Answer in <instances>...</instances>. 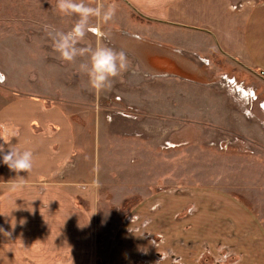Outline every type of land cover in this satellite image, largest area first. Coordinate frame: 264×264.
<instances>
[{
	"label": "rangeland",
	"instance_id": "rangeland-1",
	"mask_svg": "<svg viewBox=\"0 0 264 264\" xmlns=\"http://www.w3.org/2000/svg\"><path fill=\"white\" fill-rule=\"evenodd\" d=\"M85 3L114 5L116 14L107 23L92 18L91 26L99 32L89 31L85 42L77 47L105 46L122 51L118 46L120 32L110 30V26L118 28L126 19L141 18L124 0ZM242 4L232 7L237 9ZM77 19L60 14L56 0H0V70L19 88L76 94V119L83 131H90L94 137V189L125 185L133 192L148 187L150 200L164 190H171L169 195L188 193L190 198L199 190L197 198L189 201L198 214L193 218L191 207L180 209L174 231L182 229L180 218L188 216L189 227L199 222L204 233H212L217 221L221 222L218 225H228L237 215V224L244 211L258 226L259 216L264 225V81L218 48L189 53L187 61L178 59L174 55L185 54L180 47L188 40L199 47L206 42L198 34L174 26L166 33H159L160 29L157 34L138 32L146 40L131 44L132 55L126 54L128 70L114 78L111 88L96 91L79 68L88 57H77L75 62L62 60L48 34L69 31ZM81 156L79 152L77 158ZM76 165L78 174L89 170L84 158ZM163 198L145 208L144 204L135 207L125 201L114 210L120 213L119 220L127 222L122 233H134L130 246L142 251L154 248L151 260L152 253L145 258L141 252L142 257L130 259L132 264H163L165 254L171 258L161 219L152 225L153 213L161 210L157 202ZM231 249L218 250L222 256V261L218 257L219 264L239 261L240 255ZM209 253L200 259L204 264H215L208 259ZM172 264L183 263L173 257Z\"/></svg>",
	"mask_w": 264,
	"mask_h": 264
},
{
	"label": "crops",
	"instance_id": "crops-1",
	"mask_svg": "<svg viewBox=\"0 0 264 264\" xmlns=\"http://www.w3.org/2000/svg\"><path fill=\"white\" fill-rule=\"evenodd\" d=\"M128 1L148 16L197 28L151 21L136 13L141 19H126L120 28L110 26V30L120 32L118 46L125 54L132 55L133 50L129 48L133 42L146 40L142 39L143 32L157 34L160 29L159 33H166L175 26L198 34L206 42L199 47L188 40L180 47L185 54L180 52L174 56L187 61L189 53L217 50L213 36L202 30L206 29L216 35L227 52L255 70L264 71V0ZM237 3L243 4L233 8ZM163 56L166 58L168 54ZM1 73L9 84L0 83V124L13 126L17 135L7 144L0 139V145L5 153L10 148L31 150L33 167L29 173H16L3 164V154H0V264H132L130 259L139 258L141 252L145 258L152 253L151 260L155 257L154 248L142 251L130 246L134 233H122L127 222L119 220L120 213L114 210L125 201L133 202L131 205L135 207L144 204L145 208L161 196L164 198L157 202L161 210L153 213L152 225L157 224L158 217L161 219L165 244L170 245L165 248L171 258L165 254L163 264H172L173 257H178L183 264H204L200 257L207 251L211 256L208 259L219 264L218 257L222 261V256L218 250L224 247H232L230 252L240 255L235 264H264V234L261 233L264 225L258 215L260 226L255 219L246 217L244 211L237 224V215L228 225H218L221 222L217 221L216 231L212 233H204L199 222L189 227V217L183 216L180 218L182 229L174 231L173 223L180 209L191 207L193 218L198 214L189 201L197 198L199 190L191 198L188 193L169 195L171 190L168 193L164 190L150 200L148 187H137L133 192L126 190L125 185L94 189L91 154L94 137L90 131H83L76 119V94L68 90H58L56 94L57 90L19 88ZM4 139L7 141L9 137L4 135ZM79 152L83 155L79 159L84 158L89 164V170L80 174L76 165ZM21 177L26 186L12 191V183ZM193 228L197 230L190 231Z\"/></svg>",
	"mask_w": 264,
	"mask_h": 264
},
{
	"label": "clouds",
	"instance_id": "clouds-1",
	"mask_svg": "<svg viewBox=\"0 0 264 264\" xmlns=\"http://www.w3.org/2000/svg\"><path fill=\"white\" fill-rule=\"evenodd\" d=\"M56 8L62 15H75L78 17L69 31H49L48 33L61 59L75 62L77 57L87 56L88 62H82L79 68L88 76L90 86L96 91L111 88L114 78L128 70L126 54L123 51L118 52L105 46L78 48L77 45L84 41L89 31L99 32L98 28L91 26L92 18L95 17L107 23L115 16L116 7L114 5L107 7L103 5L91 6L85 3V0H56ZM4 135L9 137L7 141L4 139ZM16 135L17 132L13 126L0 124V139H3L6 144L10 143ZM0 154H3V164L16 173H29L33 167V153L31 150L19 151L10 148L5 153L3 146L0 145ZM25 186L24 179L21 177L18 181L14 180L11 190H23Z\"/></svg>",
	"mask_w": 264,
	"mask_h": 264
},
{
	"label": "water",
	"instance_id": "water-1",
	"mask_svg": "<svg viewBox=\"0 0 264 264\" xmlns=\"http://www.w3.org/2000/svg\"><path fill=\"white\" fill-rule=\"evenodd\" d=\"M127 4H129V6L135 11V13H137L139 16L151 20V21H156V22H162V23H167V24H171V25H176V26H181V27H187V28H197V27H192L189 25H185V24H180V23H175L172 21H167V20H163V19H159V18H155V17H151L148 16L144 13H142L138 8H136L130 1L128 0H124ZM200 29V28H198ZM205 30L206 32H208L209 34H211L215 40V43L217 45V48L219 49V51L227 56L228 58H230L232 61H234L235 63H237L239 66H241L242 68L246 69L247 71H249L250 73H252L253 75L257 76L258 78L262 79L264 81V71H257L254 68L250 67L249 65H247L246 63L242 62L240 59H238L237 57L233 56L232 54H230L229 52H227L226 50L223 49V47L221 46L218 38L216 37V35L210 31V30H206V29H202Z\"/></svg>",
	"mask_w": 264,
	"mask_h": 264
},
{
	"label": "built area",
	"instance_id": "built-area-1",
	"mask_svg": "<svg viewBox=\"0 0 264 264\" xmlns=\"http://www.w3.org/2000/svg\"><path fill=\"white\" fill-rule=\"evenodd\" d=\"M0 78H2V79H0V83H3L5 81V76L2 73H0ZM118 100H120V99H118Z\"/></svg>",
	"mask_w": 264,
	"mask_h": 264
},
{
	"label": "bare ground",
	"instance_id": "bare-ground-1",
	"mask_svg": "<svg viewBox=\"0 0 264 264\" xmlns=\"http://www.w3.org/2000/svg\"><path fill=\"white\" fill-rule=\"evenodd\" d=\"M0 73H1V71H0Z\"/></svg>",
	"mask_w": 264,
	"mask_h": 264
},
{
	"label": "flooded vegetation",
	"instance_id": "flooded-vegetation-1",
	"mask_svg": "<svg viewBox=\"0 0 264 264\" xmlns=\"http://www.w3.org/2000/svg\"><path fill=\"white\" fill-rule=\"evenodd\" d=\"M257 98V97H256Z\"/></svg>",
	"mask_w": 264,
	"mask_h": 264
},
{
	"label": "trees",
	"instance_id": "trees-1",
	"mask_svg": "<svg viewBox=\"0 0 264 264\" xmlns=\"http://www.w3.org/2000/svg\"><path fill=\"white\" fill-rule=\"evenodd\" d=\"M139 17V16H138Z\"/></svg>",
	"mask_w": 264,
	"mask_h": 264
}]
</instances>
